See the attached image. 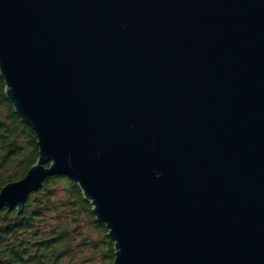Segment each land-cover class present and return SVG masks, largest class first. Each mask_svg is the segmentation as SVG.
Masks as SVG:
<instances>
[{
	"label": "water",
	"instance_id": "95a60500",
	"mask_svg": "<svg viewBox=\"0 0 264 264\" xmlns=\"http://www.w3.org/2000/svg\"><path fill=\"white\" fill-rule=\"evenodd\" d=\"M0 75L112 264H264V0H0Z\"/></svg>",
	"mask_w": 264,
	"mask_h": 264
},
{
	"label": "trees",
	"instance_id": "16d2710c",
	"mask_svg": "<svg viewBox=\"0 0 264 264\" xmlns=\"http://www.w3.org/2000/svg\"><path fill=\"white\" fill-rule=\"evenodd\" d=\"M33 130L15 113L0 75V189L36 161ZM79 186L48 176L20 212L0 208V264H112L113 241Z\"/></svg>",
	"mask_w": 264,
	"mask_h": 264
}]
</instances>
